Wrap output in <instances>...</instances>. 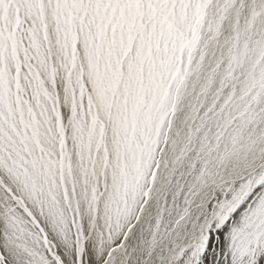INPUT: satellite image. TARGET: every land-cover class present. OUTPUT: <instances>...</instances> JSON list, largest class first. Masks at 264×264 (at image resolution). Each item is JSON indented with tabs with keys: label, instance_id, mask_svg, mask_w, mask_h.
Returning a JSON list of instances; mask_svg holds the SVG:
<instances>
[{
	"label": "snow or ice",
	"instance_id": "snow-or-ice-1",
	"mask_svg": "<svg viewBox=\"0 0 264 264\" xmlns=\"http://www.w3.org/2000/svg\"><path fill=\"white\" fill-rule=\"evenodd\" d=\"M0 264H264V0H0Z\"/></svg>",
	"mask_w": 264,
	"mask_h": 264
}]
</instances>
